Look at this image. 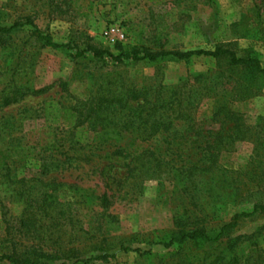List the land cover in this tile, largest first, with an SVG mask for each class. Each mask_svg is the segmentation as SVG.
I'll list each match as a JSON object with an SVG mask.
<instances>
[{
	"label": "rangeland",
	"instance_id": "1",
	"mask_svg": "<svg viewBox=\"0 0 264 264\" xmlns=\"http://www.w3.org/2000/svg\"><path fill=\"white\" fill-rule=\"evenodd\" d=\"M26 19L57 43L81 49L92 45L120 55L136 49L186 52L224 45L264 66V0H0L2 26ZM113 28L116 34L109 35ZM185 82L214 89L195 110V129L178 123L170 138L150 139L144 146L162 166L146 165L135 186H112L110 173L103 170L123 163L117 151L130 152L143 138L126 129L113 135V143L100 145L101 136L109 137L103 133L109 122L101 114L88 120L91 101L110 91L157 90ZM39 91L45 92L36 94ZM217 93L233 111L245 115L256 136L239 143L233 153H223L210 172L203 169L212 152L206 148L229 132V126L224 129L215 119ZM7 98L18 101L6 107ZM51 103L73 110L72 115L84 112L91 149L70 151L67 141L73 138L74 118L62 112L52 122L55 114L46 113ZM49 132L66 144L59 155L45 153L36 144ZM201 159L190 181L185 170L195 168ZM0 171V239L5 236V220L11 233L20 231L25 206L19 194L29 187L42 190L40 181L56 182L64 185L56 194L68 213L61 219L75 239L67 247L87 255L117 254L108 263L93 264H210L224 247L216 250L217 245L195 242L171 249L164 245L183 230H219L264 201V80L243 71L227 73L222 64L209 59L124 65L76 59L68 49L45 48L34 28L26 26L0 35ZM116 171L118 180L127 178V169ZM106 192L117 194L108 210L98 200ZM257 226L245 223L237 235H250ZM122 245L141 253L120 252ZM251 251L248 243L240 253L247 257Z\"/></svg>",
	"mask_w": 264,
	"mask_h": 264
},
{
	"label": "trees",
	"instance_id": "2",
	"mask_svg": "<svg viewBox=\"0 0 264 264\" xmlns=\"http://www.w3.org/2000/svg\"><path fill=\"white\" fill-rule=\"evenodd\" d=\"M26 26L34 28L36 36L45 48L68 49L73 52L76 59L92 57L114 65L141 62L155 64L164 59L191 63L196 59H209L222 64L227 73L243 71L264 80V66L261 61L251 57H241L233 49L224 45H218L214 50L155 52L148 49H136L115 55L108 50H102L92 45L81 49L71 44H59L51 36L41 32L32 19L19 21L12 27H4L0 23V35L8 36ZM200 78L204 79L202 76ZM213 91L214 89L203 85L199 88L189 87V82H185L177 87L165 86L157 90L143 88L140 90L110 91L108 96L93 99L91 106L88 107V120H96L102 115V120L109 122L108 127L103 130L104 135L108 134L109 137L105 140L101 136L100 145L106 142L113 143L115 139L113 135L126 129H133L143 138L142 142H139L132 151L129 152L126 148H120L117 151L116 154L124 160V164L117 161L103 170V173H110L109 178L112 180L110 184L112 186L116 184L119 187L123 185L135 186L146 165L151 166L152 164L155 168L161 167V161L156 158L155 153L146 149L144 144L158 136L164 135L170 138L175 133L178 123H184L188 129L194 130L197 124L195 110L205 98L211 96ZM44 92L39 91L36 94ZM220 96V93L215 94L217 98L215 119L221 121L224 129L229 126V132L225 137L216 138L214 143H209L206 148L212 149V152L208 158V165L203 169L210 172L217 167L223 153H233L239 143L253 140L256 136L253 134L254 129L248 125L245 115L233 111L229 107L227 99L224 98L225 96ZM17 101V98H7L3 101V105L8 107ZM62 112H65L68 117L74 118L73 138L69 142L67 141L70 151L83 150L86 147L91 149L90 131L87 132L83 127L84 112L78 110L72 115L73 110L65 109L63 111L54 103L48 104L46 109L49 117L55 114L56 119L52 122H56L61 117ZM46 136L47 139L39 140L36 144L44 149L45 153L61 154L64 146H66V144L63 145L64 141L57 140L52 132L46 133ZM126 159H130V162L127 163ZM146 159L149 160L147 164H145ZM203 160L197 162L195 168L185 170L191 174L190 181L195 177H192L193 171L199 169L197 166ZM60 162L59 164H61ZM142 163L145 165H141ZM118 167L127 169L126 179H117L118 171L116 169ZM1 173L0 171V175ZM40 182L44 185L42 190L37 191V187H29L19 194V198L22 199L25 206L24 212L20 215V231L11 233V225L7 223L8 220H5V236L0 239V264H93L97 262L108 263L116 259L117 254L108 251L87 255L76 247H67L68 242L73 243L75 239L73 234H69L64 220L61 219L68 213L56 194L63 190L64 185L56 182L50 184H46L44 181ZM111 189L113 191V187ZM116 198V192L112 194L106 192L98 200L103 209L108 210L113 206V201ZM245 223L257 224L258 226L250 235L238 236L237 234L242 231V226ZM226 239L228 241H225ZM193 242L203 245H217L214 247L216 250L224 247V250L214 256L210 264H264V201L256 203L252 211L235 215L230 223L225 224L219 230L209 231L205 227L183 230L169 244L164 246L171 249L176 245L187 246ZM248 243H250L252 251L245 257L240 252L243 251V246ZM71 245L69 244V246ZM119 251L141 253L140 250L125 245H122Z\"/></svg>",
	"mask_w": 264,
	"mask_h": 264
},
{
	"label": "built area",
	"instance_id": "3",
	"mask_svg": "<svg viewBox=\"0 0 264 264\" xmlns=\"http://www.w3.org/2000/svg\"><path fill=\"white\" fill-rule=\"evenodd\" d=\"M116 32H117V30L113 28V29H111L109 35H114V34H116Z\"/></svg>",
	"mask_w": 264,
	"mask_h": 264
}]
</instances>
